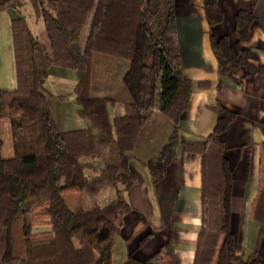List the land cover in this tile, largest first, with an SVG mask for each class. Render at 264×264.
Returning <instances> with one entry per match:
<instances>
[{"label":"trees","instance_id":"1","mask_svg":"<svg viewBox=\"0 0 264 264\" xmlns=\"http://www.w3.org/2000/svg\"><path fill=\"white\" fill-rule=\"evenodd\" d=\"M24 1L43 23L42 39L21 14ZM201 6L208 27L222 21L217 0H201ZM0 10L9 14L16 82L13 90L0 89V121H8L11 144V155L3 157L0 137V264H111L112 236L131 208L119 189L103 205L97 196L134 182L128 162L145 145H158L142 163L152 183L162 179L192 87L179 64L173 0H0ZM252 20L247 10L235 12L233 46L209 34L217 75L237 86L242 80L234 71L244 64L240 44ZM50 66L82 74L73 103L87 122L84 129L56 128L40 88ZM108 106L123 112L110 114ZM213 110L212 130L203 143L191 144L201 156L200 227L191 264H264L257 247L234 254L231 174L218 137L235 114L217 104ZM258 163L248 212L260 224L257 242L264 238V142ZM121 264L174 259L160 249L151 262L128 254Z\"/></svg>","mask_w":264,"mask_h":264},{"label":"crops","instance_id":"2","mask_svg":"<svg viewBox=\"0 0 264 264\" xmlns=\"http://www.w3.org/2000/svg\"><path fill=\"white\" fill-rule=\"evenodd\" d=\"M223 11L220 23L208 27L201 0H173L175 35L182 75L192 87L185 109L178 117V145L164 176L152 183L142 160L158 145L141 147V154L129 159L134 182L124 190L108 187L97 196L101 205L113 199L115 189L129 204L120 217L119 230L111 239V264H121L128 254L151 262L160 249L173 254L174 264H191L200 227L201 156L203 143L215 121V104L233 112L234 119L218 139L231 174L228 228L235 236L234 254L245 255L257 247L264 259V238L257 242L259 222L249 217L258 182V156L264 142V0H217ZM239 9L249 11L253 20L249 37L240 44L244 64L234 71L240 86L216 73L209 34L225 36L230 46L236 42L233 16ZM24 1L21 14L28 16ZM27 20V19H26ZM82 74L75 69L50 66L41 85L56 128L60 132L80 130L87 122L77 114L74 87ZM218 80L221 81L216 88ZM10 19L0 10V89H15ZM110 114L122 113L120 106H108ZM185 147V148H184ZM148 235L139 245V241ZM235 264V263H233Z\"/></svg>","mask_w":264,"mask_h":264},{"label":"rangeland","instance_id":"3","mask_svg":"<svg viewBox=\"0 0 264 264\" xmlns=\"http://www.w3.org/2000/svg\"><path fill=\"white\" fill-rule=\"evenodd\" d=\"M26 21L31 29V31L39 38H43V23L38 18H35L33 14L30 12L28 16H26ZM152 128L154 127V123H150ZM146 132H149L146 129ZM0 137L2 139V148L1 155L3 157H8L11 155V144H10V135L8 129V121L6 119H2L0 121Z\"/></svg>","mask_w":264,"mask_h":264}]
</instances>
